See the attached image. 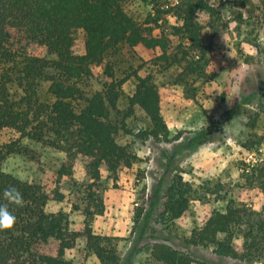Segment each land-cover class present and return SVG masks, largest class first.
I'll list each match as a JSON object with an SVG mask.
<instances>
[{
    "label": "trees",
    "instance_id": "obj_1",
    "mask_svg": "<svg viewBox=\"0 0 264 264\" xmlns=\"http://www.w3.org/2000/svg\"><path fill=\"white\" fill-rule=\"evenodd\" d=\"M142 1L153 8L143 22L127 12L129 0H0V129L13 130L20 138L63 155L54 185L63 177H71L79 160L88 180L81 200L83 224L74 231L64 212L46 209L49 201L62 199L59 191L51 194L42 184L2 169L9 155L29 156L31 150L16 142L1 144L0 204L7 203L3 198L6 187L17 188L25 203L23 207L8 205L17 223L13 230L0 231V264H75L65 254L79 237L84 239L85 251L99 264L121 263L112 238L95 233L91 225L105 208L94 188L101 169L105 167L115 176L138 159L125 139L133 134L127 119L136 111L147 121V127L135 133L140 140L169 143L181 132L164 111L173 96L162 91L152 74L139 75L133 69L119 77L114 58L135 54L138 45L158 51L154 58L158 71L174 70L173 83L190 90L186 98L191 104L195 88L189 86L206 76L210 63L209 47L201 39L203 26L196 15L203 12L210 19H219V7L211 0H173L164 9L154 0ZM245 3L233 0V7ZM77 29L84 33L82 54L73 52ZM94 66L102 69L98 80L94 78ZM130 77L135 87L125 96L122 85ZM123 99L126 107L120 109ZM258 112L248 110L239 134L240 147L255 153V157L238 161L235 182L205 183L204 192L222 201L224 208L212 210L184 242L211 247L220 257L264 264V204L255 211L242 201L247 189L256 188L264 196ZM202 135L199 133V137ZM195 192L175 173L163 195L161 219L173 222L182 216ZM236 239H241L240 247L235 246ZM148 252L152 264H206L164 242L152 243Z\"/></svg>",
    "mask_w": 264,
    "mask_h": 264
},
{
    "label": "rangeland",
    "instance_id": "obj_2",
    "mask_svg": "<svg viewBox=\"0 0 264 264\" xmlns=\"http://www.w3.org/2000/svg\"><path fill=\"white\" fill-rule=\"evenodd\" d=\"M154 1L160 9L173 2ZM211 3L219 7V19H210L203 12L196 15L203 26L201 39L209 47L210 63L206 76L194 80L189 86L195 88L191 104L186 98L190 90L173 83L175 71H158L154 64L158 51L138 45L135 54H121L114 58L119 77L133 69L139 75L152 74L162 91L173 96V100L165 103L164 111L175 121L176 131L181 132L177 140L169 143L150 138L140 140L135 133L147 127V121L141 112L136 111L134 117L127 119L133 134L125 139L132 144L138 159L115 176L105 167L101 169V178L94 188L105 208L102 214L94 217L91 225L95 233L112 238L120 264H152L148 247L154 242H164L183 250L196 262L260 264L255 260L248 262L220 257L211 247L184 242L191 230L200 226L212 210L224 208L222 201L204 192L205 183L235 182L239 175L238 161H250L255 157V153H248L239 143L248 110L259 111L256 130L263 138L261 150L264 151V0H246L240 8L233 7V0H211ZM127 12L143 22L153 8L151 3L129 0ZM74 37L73 52L82 54L83 31L77 29ZM92 71L96 80L101 78V67L94 66ZM134 87L135 80L128 78L122 85L124 95L132 94ZM125 107L123 99L119 108ZM201 132L203 135L199 137ZM9 142L27 147L31 154L9 155L3 161L2 169L22 180L42 184L51 194L54 190L59 191L62 199L49 201L46 209L64 212L69 228L79 231L83 224L81 200L88 181L83 161H77L71 177H63L54 185L55 172L63 160L60 152L20 138L13 130L0 129V145ZM175 173L188 181L196 192L190 196L182 216L173 222H165L160 216L163 195ZM242 201L258 211L264 204V196L256 188L247 189ZM234 244L240 247L241 239H236ZM65 257L75 264H99L94 255L85 251L82 237L75 240Z\"/></svg>",
    "mask_w": 264,
    "mask_h": 264
},
{
    "label": "clouds",
    "instance_id": "obj_3",
    "mask_svg": "<svg viewBox=\"0 0 264 264\" xmlns=\"http://www.w3.org/2000/svg\"><path fill=\"white\" fill-rule=\"evenodd\" d=\"M3 198L7 203L0 204V231L13 230L17 223V217L9 211V204L17 207L24 206L22 193L15 187H6L3 191Z\"/></svg>",
    "mask_w": 264,
    "mask_h": 264
}]
</instances>
